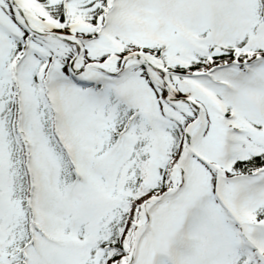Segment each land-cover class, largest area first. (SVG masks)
Returning <instances> with one entry per match:
<instances>
[{"label": "snow or ice", "instance_id": "snow-or-ice-1", "mask_svg": "<svg viewBox=\"0 0 264 264\" xmlns=\"http://www.w3.org/2000/svg\"><path fill=\"white\" fill-rule=\"evenodd\" d=\"M0 264H264V0H0Z\"/></svg>", "mask_w": 264, "mask_h": 264}]
</instances>
